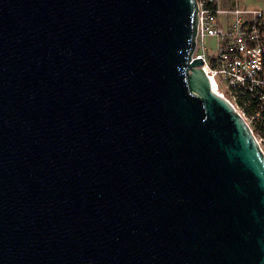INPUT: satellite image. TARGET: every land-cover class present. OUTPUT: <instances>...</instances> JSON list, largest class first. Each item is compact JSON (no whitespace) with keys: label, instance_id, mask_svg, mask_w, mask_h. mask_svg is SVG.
Wrapping results in <instances>:
<instances>
[{"label":"water","instance_id":"1","mask_svg":"<svg viewBox=\"0 0 264 264\" xmlns=\"http://www.w3.org/2000/svg\"><path fill=\"white\" fill-rule=\"evenodd\" d=\"M196 31L195 0H0V264H264V156Z\"/></svg>","mask_w":264,"mask_h":264},{"label":"built area","instance_id":"2","mask_svg":"<svg viewBox=\"0 0 264 264\" xmlns=\"http://www.w3.org/2000/svg\"><path fill=\"white\" fill-rule=\"evenodd\" d=\"M195 1L191 61L201 59L211 91L244 121L264 156V12L223 10L220 0Z\"/></svg>","mask_w":264,"mask_h":264},{"label":"crops","instance_id":"3","mask_svg":"<svg viewBox=\"0 0 264 264\" xmlns=\"http://www.w3.org/2000/svg\"><path fill=\"white\" fill-rule=\"evenodd\" d=\"M220 0V5L223 10H233L235 8L241 9V10H255V11H263L264 12V0ZM249 6H255L258 8L253 7H246ZM222 23H226V18L222 17Z\"/></svg>","mask_w":264,"mask_h":264},{"label":"rangeland","instance_id":"4","mask_svg":"<svg viewBox=\"0 0 264 264\" xmlns=\"http://www.w3.org/2000/svg\"><path fill=\"white\" fill-rule=\"evenodd\" d=\"M253 1H256V0H253ZM253 1H251V2H253ZM246 7H253V8H258V9H261V8H259V7H255V6H249V5H247Z\"/></svg>","mask_w":264,"mask_h":264},{"label":"trees","instance_id":"5","mask_svg":"<svg viewBox=\"0 0 264 264\" xmlns=\"http://www.w3.org/2000/svg\"><path fill=\"white\" fill-rule=\"evenodd\" d=\"M263 65H264V51H263Z\"/></svg>","mask_w":264,"mask_h":264}]
</instances>
